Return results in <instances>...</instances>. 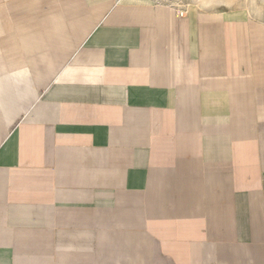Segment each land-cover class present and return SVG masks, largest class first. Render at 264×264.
I'll list each match as a JSON object with an SVG mask.
<instances>
[{
    "label": "crops",
    "instance_id": "0c3cea01",
    "mask_svg": "<svg viewBox=\"0 0 264 264\" xmlns=\"http://www.w3.org/2000/svg\"><path fill=\"white\" fill-rule=\"evenodd\" d=\"M0 264H264V20L0 0Z\"/></svg>",
    "mask_w": 264,
    "mask_h": 264
},
{
    "label": "rangeland",
    "instance_id": "374dc122",
    "mask_svg": "<svg viewBox=\"0 0 264 264\" xmlns=\"http://www.w3.org/2000/svg\"><path fill=\"white\" fill-rule=\"evenodd\" d=\"M163 1L178 7L181 11H188L191 8L203 9L194 1L199 0H155ZM205 0H202L204 2ZM208 1V0H207ZM212 11L231 12V9L239 8V12H244L264 20V0H209ZM236 3V4H235ZM214 5V6H213Z\"/></svg>",
    "mask_w": 264,
    "mask_h": 264
},
{
    "label": "bare ground",
    "instance_id": "6f19581e",
    "mask_svg": "<svg viewBox=\"0 0 264 264\" xmlns=\"http://www.w3.org/2000/svg\"><path fill=\"white\" fill-rule=\"evenodd\" d=\"M213 1V0H212ZM216 1V0H215ZM197 5H199L201 8L203 9H211L212 7L210 5H212V2H210L209 0H205L204 2H202V0L199 1H194ZM236 4V3H235ZM214 6V5H213ZM232 12H238L239 8H235V9H231Z\"/></svg>",
    "mask_w": 264,
    "mask_h": 264
},
{
    "label": "built area",
    "instance_id": "2783aa9c",
    "mask_svg": "<svg viewBox=\"0 0 264 264\" xmlns=\"http://www.w3.org/2000/svg\"><path fill=\"white\" fill-rule=\"evenodd\" d=\"M181 14H183V13H181Z\"/></svg>",
    "mask_w": 264,
    "mask_h": 264
}]
</instances>
